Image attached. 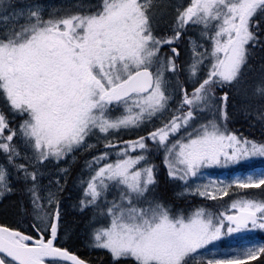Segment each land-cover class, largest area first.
<instances>
[{"label": "snow or ice", "instance_id": "1", "mask_svg": "<svg viewBox=\"0 0 264 264\" xmlns=\"http://www.w3.org/2000/svg\"><path fill=\"white\" fill-rule=\"evenodd\" d=\"M0 206V264H264V0H0Z\"/></svg>", "mask_w": 264, "mask_h": 264}, {"label": "trees", "instance_id": "2", "mask_svg": "<svg viewBox=\"0 0 264 264\" xmlns=\"http://www.w3.org/2000/svg\"><path fill=\"white\" fill-rule=\"evenodd\" d=\"M245 127H246V125H245ZM257 135H258V132H257ZM160 189H161V192L164 193V194H169L170 193V187H169L168 184L165 185V184L161 183ZM2 208H3V206H0V210H2ZM2 211L4 212V214H3V216H4L6 214V211H5L4 208H3ZM0 217H2V215H0Z\"/></svg>", "mask_w": 264, "mask_h": 264}, {"label": "rangeland", "instance_id": "3", "mask_svg": "<svg viewBox=\"0 0 264 264\" xmlns=\"http://www.w3.org/2000/svg\"><path fill=\"white\" fill-rule=\"evenodd\" d=\"M161 183L167 185V182H166V180L163 178V176L161 177ZM160 191H161V189H160ZM2 210H3V208H2ZM2 210H0V215L3 216L4 212H3Z\"/></svg>", "mask_w": 264, "mask_h": 264}, {"label": "flooded vegetation", "instance_id": "4", "mask_svg": "<svg viewBox=\"0 0 264 264\" xmlns=\"http://www.w3.org/2000/svg\"><path fill=\"white\" fill-rule=\"evenodd\" d=\"M169 187H170V185H169Z\"/></svg>", "mask_w": 264, "mask_h": 264}]
</instances>
